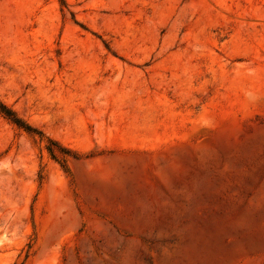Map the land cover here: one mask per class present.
<instances>
[{
  "label": "rangeland",
  "instance_id": "1",
  "mask_svg": "<svg viewBox=\"0 0 264 264\" xmlns=\"http://www.w3.org/2000/svg\"><path fill=\"white\" fill-rule=\"evenodd\" d=\"M0 102V264H264V0H0Z\"/></svg>",
  "mask_w": 264,
  "mask_h": 264
},
{
  "label": "trees",
  "instance_id": "2",
  "mask_svg": "<svg viewBox=\"0 0 264 264\" xmlns=\"http://www.w3.org/2000/svg\"><path fill=\"white\" fill-rule=\"evenodd\" d=\"M0 112L2 114H4L6 117H8L14 124H16L17 126L25 129L26 131L29 132H36V129H34L33 127H31L30 125H28L25 121H23L22 119H20L19 117L16 116V114L10 110L9 108H7L3 103L0 102ZM51 145L56 146L55 142H51ZM64 150V149H63ZM62 148L58 151H63ZM48 151L50 153V155L55 158L56 157V151L55 148H48Z\"/></svg>",
  "mask_w": 264,
  "mask_h": 264
}]
</instances>
